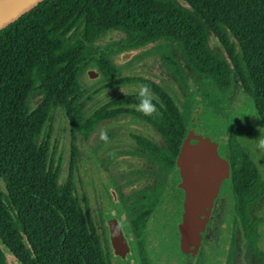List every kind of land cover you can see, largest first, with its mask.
I'll return each mask as SVG.
<instances>
[{"label": "trees", "instance_id": "16d2710c", "mask_svg": "<svg viewBox=\"0 0 264 264\" xmlns=\"http://www.w3.org/2000/svg\"><path fill=\"white\" fill-rule=\"evenodd\" d=\"M110 26L175 40L197 78L221 99L232 100L239 77L247 93L241 113L248 108L264 122V0H44L0 30V264H8L7 251L20 264L95 262L94 243L85 237L76 152L62 178L60 145L45 127L56 106L78 122L69 95L81 87L78 72L91 50L85 42ZM213 35L232 61L211 49ZM167 60L174 58L167 53ZM36 90L43 101L31 106ZM166 105L180 141L186 121L172 101ZM230 154L233 170L246 172L245 183L237 177L235 185L244 187L247 202L261 170L238 136L231 137Z\"/></svg>", "mask_w": 264, "mask_h": 264}, {"label": "flooded vegetation", "instance_id": "af4514ba", "mask_svg": "<svg viewBox=\"0 0 264 264\" xmlns=\"http://www.w3.org/2000/svg\"><path fill=\"white\" fill-rule=\"evenodd\" d=\"M77 27L75 24L69 33L74 35ZM147 35L132 36L110 26L86 39L91 50L78 72L81 87L77 95H69L78 107V122L65 107L56 106L45 127L53 131V142L60 145L65 136L68 140L65 151L57 152L62 162H69L76 152L85 237L94 243V264H264L259 243L263 221L253 213L264 195V177L262 174L246 202L244 187L235 185L237 177L240 184L245 183L246 172L233 170L230 154L232 135L242 142L239 121L246 114L241 109L247 96L242 81L237 77L231 101L221 99L197 78L175 40H149ZM210 46L232 61L221 39L211 36ZM167 53L174 60H167ZM142 84L149 85L155 95L152 103L157 111L151 116L136 109ZM35 95L39 97L35 105L43 101V93L36 90L30 97L31 106ZM170 101L186 121L180 141V129L168 122L166 103ZM58 113L62 124L56 127ZM192 126L212 137L232 167L214 198L199 249L188 253L180 240L187 191L177 156L187 128ZM101 129L107 130V143L100 139ZM72 143L76 151L70 149Z\"/></svg>", "mask_w": 264, "mask_h": 264}, {"label": "water", "instance_id": "95a60500", "mask_svg": "<svg viewBox=\"0 0 264 264\" xmlns=\"http://www.w3.org/2000/svg\"><path fill=\"white\" fill-rule=\"evenodd\" d=\"M44 0H0V30L22 17ZM187 6L185 1H182ZM186 202L183 220L179 223L180 240L188 253L196 252L212 212L214 198L221 181L229 175L232 164L222 156L209 135L188 127L177 156Z\"/></svg>", "mask_w": 264, "mask_h": 264}, {"label": "rangeland", "instance_id": "374dc122", "mask_svg": "<svg viewBox=\"0 0 264 264\" xmlns=\"http://www.w3.org/2000/svg\"><path fill=\"white\" fill-rule=\"evenodd\" d=\"M215 41V39L213 40L212 38V43ZM37 100H39V97L37 95H35L32 99L33 103L36 102ZM240 101H237L236 105H240ZM246 110V114H242L241 115V120L239 121V124H241V128L239 130V135L240 138L242 140V142L244 143V145L246 146L247 150L251 153V155L254 157V159L256 160V162L258 163L260 170L262 171L263 177H264V153H261V151L256 148V139L260 137L261 135V131L264 132V122L260 121L259 117L252 112L251 114H247V112H249L248 108H245ZM62 116L60 115V113H58V115H56L55 117V124L56 127H59L62 124ZM64 125L66 126V123L64 122ZM261 130V131H260ZM58 132H55V135ZM63 136V132H60ZM66 133V132H65ZM67 135V133H66ZM67 138L66 136L63 137V139H61V144L58 147V151L59 152H63V150L65 151V148H67V146L65 144L67 143ZM62 178H65V176L67 175V168L69 166V162H63L62 163ZM1 182V181H0ZM3 184V182H1ZM4 185V184H3ZM254 216L256 218L262 219L263 224L261 225V231H262V239L259 242L260 246L262 247V250L264 252V195L263 197L258 201L257 205L255 206L254 209ZM7 261L8 264H20L18 262V260L9 252L7 251Z\"/></svg>", "mask_w": 264, "mask_h": 264}, {"label": "clouds", "instance_id": "9594fccd", "mask_svg": "<svg viewBox=\"0 0 264 264\" xmlns=\"http://www.w3.org/2000/svg\"><path fill=\"white\" fill-rule=\"evenodd\" d=\"M137 96L139 99V103L136 106L137 111L142 112L145 116H151L156 113V105L152 103L153 99H155V95L149 85H139ZM99 136L102 141L105 143L108 142V134L106 129H101ZM255 146L261 151V153H264V132L261 131L260 137L256 139Z\"/></svg>", "mask_w": 264, "mask_h": 264}]
</instances>
